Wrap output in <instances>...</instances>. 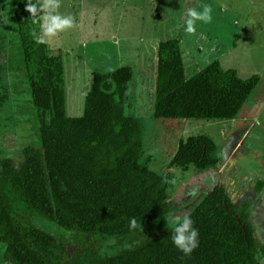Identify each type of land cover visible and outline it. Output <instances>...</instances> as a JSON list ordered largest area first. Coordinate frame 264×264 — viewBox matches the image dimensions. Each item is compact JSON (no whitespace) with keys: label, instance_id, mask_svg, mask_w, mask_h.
Segmentation results:
<instances>
[{"label":"trees","instance_id":"obj_1","mask_svg":"<svg viewBox=\"0 0 264 264\" xmlns=\"http://www.w3.org/2000/svg\"><path fill=\"white\" fill-rule=\"evenodd\" d=\"M27 0H12L22 68L37 111L40 145H27L19 159H0V244L10 264H261L251 194L264 191V177L243 176L237 167L191 214L199 247L185 256L172 243V228L132 250L99 259L109 239L136 237L157 228L172 210L170 172L144 164L143 122L126 115L134 79L131 67L93 73L84 114L67 112V76L62 53L32 38L36 27ZM19 53V49L17 51ZM261 82L242 79L215 62L186 75L181 42L158 48L156 119L231 121ZM217 145L208 136L181 140L170 169L188 173L217 168ZM244 202V203H243ZM137 221L132 229L130 221ZM56 223L63 234L42 229Z\"/></svg>","mask_w":264,"mask_h":264},{"label":"rangeland","instance_id":"obj_2","mask_svg":"<svg viewBox=\"0 0 264 264\" xmlns=\"http://www.w3.org/2000/svg\"><path fill=\"white\" fill-rule=\"evenodd\" d=\"M213 8L211 23H198L189 34L183 25L186 10L199 4ZM61 12L75 18L78 27L62 33L50 47L62 53L67 76V112L84 114L92 74L131 67L128 117L144 126L143 163L173 176L170 203L173 213L196 207L221 183L225 172L237 167L243 176L264 177V0H62ZM180 27H177V25ZM179 40L188 78L215 62L236 70L242 79L261 78L257 89L236 119L231 121L156 119L158 48ZM19 49V53L17 52ZM22 51L12 0H0V159H19L27 145H40L37 111L31 103L29 82L21 66ZM208 136L217 145L220 164L188 173L170 169L181 140ZM250 216L258 244L257 258L264 264V191L251 194ZM243 202V203H244ZM167 217L146 234L109 239L98 258L132 250L155 233L171 229ZM39 226L54 236L63 234L56 223L40 220ZM6 245L0 244V264L6 262Z\"/></svg>","mask_w":264,"mask_h":264},{"label":"clouds","instance_id":"obj_3","mask_svg":"<svg viewBox=\"0 0 264 264\" xmlns=\"http://www.w3.org/2000/svg\"><path fill=\"white\" fill-rule=\"evenodd\" d=\"M62 0H27L26 11L31 14V23L36 27L31 35L38 45L52 46L58 37L67 30L78 27L73 16L61 12ZM213 8L210 4H199L186 10L188 17L183 25L189 34L196 32L198 23L208 24L213 20ZM177 27H180L178 24ZM167 224L172 228V243L185 256H191L199 247V230L191 213H173L167 217ZM137 221L133 218L130 227L135 229Z\"/></svg>","mask_w":264,"mask_h":264}]
</instances>
